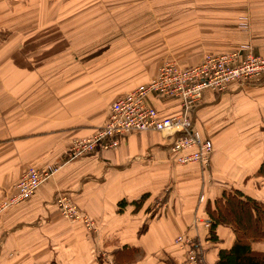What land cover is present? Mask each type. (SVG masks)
<instances>
[{
	"label": "crops",
	"instance_id": "obj_1",
	"mask_svg": "<svg viewBox=\"0 0 264 264\" xmlns=\"http://www.w3.org/2000/svg\"><path fill=\"white\" fill-rule=\"evenodd\" d=\"M264 57V0H0V203L28 168L56 169L34 195L0 214V264H96L102 249L135 247L133 264H180L176 237L201 243L203 264L234 241L230 227L205 242L206 205L233 188L264 202V82L206 92L194 128L212 143L207 167L175 164L159 133L116 138L68 160L75 140L104 125L111 104L155 79L165 61L180 67L205 54ZM160 117L176 99L150 95ZM70 195L98 234L61 217L56 193ZM148 194L160 204L138 237Z\"/></svg>",
	"mask_w": 264,
	"mask_h": 264
},
{
	"label": "built area",
	"instance_id": "obj_2",
	"mask_svg": "<svg viewBox=\"0 0 264 264\" xmlns=\"http://www.w3.org/2000/svg\"><path fill=\"white\" fill-rule=\"evenodd\" d=\"M264 79V57L238 52L219 55L205 54L202 60L191 67H180L175 61H165L158 69L155 79L116 99L110 106L107 121L87 139L75 140L69 148L68 160H75L93 152L97 146L104 149L116 145V138L137 133H159L170 140L169 151L175 164H197L207 167L213 152L212 143L203 139L194 128L193 114L205 89L223 93L232 83L245 85ZM176 99L180 113L160 117L147 104V98ZM56 169L38 171L28 168L10 196L2 202L0 211L29 199L39 186L50 179ZM60 215L69 222H81L91 231L89 219L80 213L75 203L63 195L53 200ZM186 236H178L175 243L187 248L188 262L199 263V251ZM111 264V263H109Z\"/></svg>",
	"mask_w": 264,
	"mask_h": 264
},
{
	"label": "trees",
	"instance_id": "obj_3",
	"mask_svg": "<svg viewBox=\"0 0 264 264\" xmlns=\"http://www.w3.org/2000/svg\"><path fill=\"white\" fill-rule=\"evenodd\" d=\"M263 82L264 79L257 81ZM256 174L264 177V161ZM165 200L166 197H163L159 205ZM145 202L149 204L145 210L146 217L136 233L138 237L146 234L150 221L157 217L160 210L157 200L145 194L131 203H118V210L122 213L128 204L137 212ZM205 213L209 224L205 242L218 245L217 231L221 227H230L234 233L232 245L228 249L217 251L215 264H264V202L252 199L237 189L226 188L213 204L207 203ZM109 254L114 264H133L139 251L135 247H115ZM98 259L100 258L95 259L96 264H104Z\"/></svg>",
	"mask_w": 264,
	"mask_h": 264
},
{
	"label": "rangeland",
	"instance_id": "obj_4",
	"mask_svg": "<svg viewBox=\"0 0 264 264\" xmlns=\"http://www.w3.org/2000/svg\"><path fill=\"white\" fill-rule=\"evenodd\" d=\"M206 92H211V90L209 91V89H205V90H203L202 92H201V98H202V100L203 99H205V95L204 94H206ZM85 156V155H84ZM83 156V157H84ZM80 158H82V157H80ZM79 159V158H78ZM76 160V159H75ZM43 184V183H42ZM40 187V186H39ZM35 192H37V190L35 191ZM56 195H63V196H66V197H68L69 199H70V201L72 202V203H74L73 202V199H72V197L70 196V195H68V194H66V193H62V192H59V193H56ZM55 195V196H56ZM33 196V195H32ZM31 196V197H32ZM30 197V198H31ZM29 198V199H30ZM6 199V198H5ZM4 199V200H5ZM3 200V201H4ZM28 200V199H27ZM2 201V202H3ZM24 201H26V200H24ZM2 202L0 203V208H2L3 207V204H2ZM23 202V201H22ZM22 202H19L18 204H16V205H19L20 203H22ZM157 203H158V201H157ZM16 205H12V206H10V207H7V209H5V210H8L9 208H12V207H14V206H16ZM53 205L56 207V205L54 204V202H53ZM159 205V204H158ZM77 207V206H76ZM159 207V206H158ZM57 208V207H56ZM77 209H78V207H77ZM5 210H3V211H0V214L1 213H3ZM79 210V209H78ZM79 212L80 213H82L80 210H79ZM85 215V214H84ZM88 219H89V223L90 224H92L93 223V225L92 226H90V228H91V231H88V229L84 226V224L83 223H81V222H71V223H81L82 225H83V227H84V229L86 230V232L87 233H92V235L93 234H98V229H97V227H96V225H95V222L92 220V219H90L87 215H85ZM62 217V216H61ZM177 238V237H176ZM188 238V237H187ZM193 241V240H192ZM174 243H175V241H174ZM193 244H195L196 245V249H197V251H199V260H200V262L198 263L197 262V264H203V258H202V256H203V254H204V252H203V248L201 247V243L200 242H198V241H193L192 242ZM176 244V243H175ZM176 246H178L179 248H181V249H183V250H186V257H185V262L183 261V262H181L180 264H186L187 262H188V251H187V248L186 247H183V246H179V244H176ZM109 252H110V250H108V249H106V250H104V249H102V251H100V252H98L97 254H96V257H95V259H97L98 257L100 258V259H98V260H102V262L104 263V264H109V263H111V264H114V261H113V259H112V257L110 256V254H109ZM138 258V257H137ZM137 260V259H136ZM166 262V264H170V260H167V261H165Z\"/></svg>",
	"mask_w": 264,
	"mask_h": 264
}]
</instances>
